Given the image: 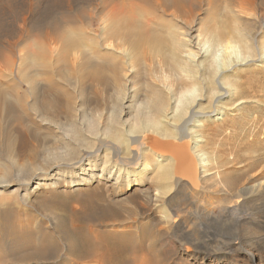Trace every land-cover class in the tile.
Wrapping results in <instances>:
<instances>
[{"label": "bare ground", "instance_id": "obj_1", "mask_svg": "<svg viewBox=\"0 0 264 264\" xmlns=\"http://www.w3.org/2000/svg\"><path fill=\"white\" fill-rule=\"evenodd\" d=\"M29 1L0 2L10 15L0 29H25L36 6ZM56 1L52 13L63 10L69 17L48 21L39 31L43 40L22 54L25 61L13 51L4 58L0 51V76L12 79L7 88V79L2 85L0 80V200L9 207L27 205L28 186L35 193L60 179L68 187L101 180L113 189L135 184L132 216L112 227L115 234L128 227V236L147 238L155 257L135 255L133 264H189L182 262L179 245L192 246L191 256L201 264L228 261L230 250L253 259L254 253L240 246L242 238L264 252V154L259 153L264 137L238 143L252 145L245 157L233 151L232 157L213 158L197 134L204 119H222L258 94L264 106V84L244 76L264 67V0H224L222 13L208 22H196L198 0H150L148 8L137 0ZM83 17H89L88 26ZM12 114L27 130L10 141ZM33 130H47L52 140L33 143ZM230 163L238 175L226 170ZM10 185L14 188L5 193ZM221 204L224 212L217 215L214 208ZM192 210L211 223L234 224L241 238L219 241L205 234L189 219ZM11 215L5 213L6 219ZM58 237L69 250V239ZM46 238L47 246L22 250L14 261L44 264L59 258L52 252L54 236ZM220 243L221 248L212 247ZM165 252L171 256L162 261Z\"/></svg>", "mask_w": 264, "mask_h": 264}, {"label": "rangeland", "instance_id": "obj_2", "mask_svg": "<svg viewBox=\"0 0 264 264\" xmlns=\"http://www.w3.org/2000/svg\"><path fill=\"white\" fill-rule=\"evenodd\" d=\"M34 1L36 6L35 9H32L30 11V14L27 15L30 17H27L25 29H8V31L7 29H0V51L2 50L1 52L4 55V58L8 55L10 56L11 51H13L14 54L16 53L15 55H20V57H23V55L25 56V54L27 53L26 51L31 47V44L34 46L36 42L38 43L39 41L43 40L40 39L41 37L39 31L41 30L43 33V29H47L45 28V24L48 21H51L54 18L58 20L60 16L61 18L67 15V17H69V13L67 14L66 12H63L62 9H64V7L62 8V5L61 9H59V11L62 10L61 12H56L57 15L56 13H52L54 11L53 9L55 7L57 8V6H55L56 4H54V1L56 0H32V2ZM149 1L150 0H148V2H146V0H137L140 5H144L145 3L146 7L144 5V8H148L146 3H149ZM198 1L199 2L195 7V10L197 11L196 22H203L206 20L208 22L210 21V18L212 19L214 16H217V14L222 11L224 0H211L210 4L208 3L209 0ZM220 1L222 2V4ZM0 2H3V0ZM216 4L218 7L216 6ZM219 4H221V6ZM208 5H212L213 7L211 6L208 10V8H206L208 7ZM152 6L150 7L151 9H153ZM56 8L55 10H58ZM73 10L75 9L73 8ZM218 10L221 11L219 12ZM0 12V21H2L4 18H7V16L8 18L10 17L8 13L4 14L7 12H5L4 8H1ZM75 12L77 11L75 10ZM5 15L7 16L5 17ZM83 18L86 26H88L89 17ZM65 26L66 25H64V27ZM15 32L17 33V35ZM13 35L14 38L12 39ZM28 39L31 40V43ZM6 40H8L9 42L14 40L15 43L10 45L8 42L6 43ZM7 45H9V47ZM6 48L9 49L7 50ZM22 59V61H25L24 58ZM16 60L18 61L17 58ZM3 76V74L2 76H0V80L2 79L1 85L7 79L5 78V76ZM244 76H249L252 80L256 81L257 83L264 84V67H259L258 69L256 68L253 70V72H250L248 73V75L246 74ZM244 76L240 77L241 81H244ZM5 82V88L8 87L7 85H10V87H12V79L10 80L9 78ZM44 94L46 93L44 92ZM258 95L256 97L251 98L255 102L243 103L241 105H238L236 109H233L232 111H226V113L222 115L223 120L215 119L214 115V117L204 119L202 121V125H200L202 128H194L195 130L198 129L199 131H201V133L197 132V134H201V139L203 140L202 143H206L204 150L208 157H222L223 155V158H229L232 157L234 153L233 151H236L238 152V154H241V156L245 157L250 154L252 145L244 144L240 147L238 143L240 141L246 140V138L251 139L258 137L259 139L264 137V133L262 132L264 129V106L262 105V103H260L262 101H260L259 99L262 96ZM21 99H23V97H21ZM221 100L225 103L230 102V100H228L227 98H223ZM44 101H47V99H44ZM0 109L2 108L0 107ZM0 113H2V110H0ZM10 119V131L12 130L11 132H13L12 134H14V136L11 137L10 135L9 140L11 141L12 139L13 141V138H15L18 133L20 134L21 132H26L27 125L15 118L13 114L12 117L10 116ZM33 126L35 125L32 124L31 127L33 128ZM28 131L30 132L29 128ZM145 134L146 133H144V135ZM31 135V138H33L32 142L35 144L37 142V144L43 145L44 143L47 144L50 140H52V135L48 133L47 130H44V132L34 131ZM144 150L149 151V148L145 147ZM259 153L264 154V151H261ZM1 157L2 156H0V162L2 160ZM154 157L156 158L155 155ZM243 164L244 162H240L239 164H237V166H242ZM226 170L229 171L232 175H238L235 165H231V163ZM102 181L103 180H101L99 183L94 182L91 185L85 184L83 186H77L74 185V183L73 185H69L68 187L64 180L60 179L57 184L45 185L41 189L38 188L35 193H31L30 191L33 185L28 186L27 191L29 194L27 195H25V187H21L20 194L23 193L22 195H25L28 198V201L31 200L32 202H29L27 205L18 206L14 203L13 206L9 207L4 202L6 200L1 199L0 264H16L17 262H15L14 259L18 253L20 254V252H23L25 250L30 251L42 245L47 246L48 239L46 237L50 234L54 236L52 240V243H54V245H52V252L57 253L59 258H56L55 260L52 259L50 260V262L44 264H133L132 258L135 255L140 257L148 255L150 258L153 259L155 256H153V252H150V250L148 249V243L146 240L147 238L144 237L142 241L140 239L136 240V238H134L133 236V232L131 233V236H128V234L130 233L129 230L126 229L128 227H123L121 234H115L112 231V227L118 220H123V218L125 219L127 218V216H132L131 202L133 201L132 198L134 197V194L130 191H132L136 185L130 184L128 187L126 186V189L128 188L127 190L123 187L115 189H113V187H108V189L106 187V184H103ZM13 188L14 185H10V187H8V190H5V193H8V191L12 190ZM9 200V202L11 203V199ZM193 202L195 204H199L200 206L206 205L204 202L197 200H194ZM222 205L223 204H221L217 208H214L215 214L218 215L224 212V207L226 204L224 206ZM164 208L167 210L166 207ZM155 210H157V213L159 214L160 208L157 207V209ZM9 211H12L11 218L9 217L8 219H6L5 213ZM44 213L48 214L51 221L46 216H44ZM172 214L175 217V220L179 219V216L177 217L176 215V211ZM188 216L190 220H197L196 222L200 224L199 228L202 232H204L205 234H211L219 241H237L242 236L241 232L238 233L236 231L234 224L220 225L211 223L209 220H206L203 215L201 216V214H199L195 210H192V212H190ZM242 234H244L243 231ZM59 235L65 238L66 243L69 239V250H66L64 248L63 240L58 237ZM240 246H243L246 249L252 251V253H254L253 259L247 258V256H245L243 252H239L237 250H230L231 252L228 251V261L226 258H223L221 260V264H264L263 250H254V248L249 244L248 241H246L245 238H242ZM212 247L221 248L222 246L220 243ZM177 251L183 256V263L188 262L189 264H201V258L197 257L196 259H193V257L191 256L193 255L192 246L179 245ZM96 253L98 255L101 254L102 256H104V259H92L91 256ZM166 254H163L162 261H165V258L167 257L170 258L171 253L169 252Z\"/></svg>", "mask_w": 264, "mask_h": 264}]
</instances>
